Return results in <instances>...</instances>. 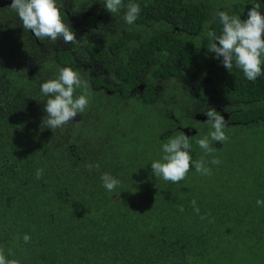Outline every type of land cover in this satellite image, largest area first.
<instances>
[{
  "label": "trees",
  "instance_id": "trees-1",
  "mask_svg": "<svg viewBox=\"0 0 264 264\" xmlns=\"http://www.w3.org/2000/svg\"><path fill=\"white\" fill-rule=\"evenodd\" d=\"M130 2L140 5L143 20L160 21L171 10V21L190 30L184 44L171 38L169 56L163 50L145 82L132 77L131 54L117 65L122 80L76 69L88 87L75 95L85 94L89 105L55 130L42 123L40 86L58 76L57 68H73L71 56L59 50L52 72L42 62L28 77L26 57L39 58L40 49L24 42L23 29L0 37V250L19 264H264V205L256 203L264 200V75L250 81L235 66L229 72L209 52L206 36L221 34L219 11L244 20L253 4L264 14V0H123L125 8ZM108 18L132 34L122 18ZM101 48L85 50L100 60ZM216 105L231 122L228 139L212 141L208 155L196 141L210 125L192 115ZM177 125L195 129L188 135L193 163L184 180L171 183L156 178L151 163L182 134ZM201 158L209 175L195 170ZM89 164L99 170L89 171ZM103 173L119 181L114 192L103 187Z\"/></svg>",
  "mask_w": 264,
  "mask_h": 264
},
{
  "label": "clouds",
  "instance_id": "clouds-1",
  "mask_svg": "<svg viewBox=\"0 0 264 264\" xmlns=\"http://www.w3.org/2000/svg\"><path fill=\"white\" fill-rule=\"evenodd\" d=\"M104 7L112 14L118 13L125 7L123 0H103ZM18 16L24 30L30 31L39 40H50L53 43L60 40L64 44L77 45L74 31L65 22L57 0H12L8 6ZM259 4H253L247 14V19L242 20L237 15H230L227 11L217 13L222 25L221 34L216 35L208 30L206 36L213 42L207 47L216 58H222L223 66L232 72L233 67L242 71L244 77L256 81L264 75V14L259 10ZM140 13V5L130 2L124 12V21L131 25ZM88 87L87 81L81 79L80 74L71 67H61L56 78L43 82L40 86L41 93L46 97L44 111L46 116L42 123L52 130L63 127L74 120L79 113H83L89 105L85 94L75 95L77 88ZM210 125L209 133L196 141L205 154L213 152L211 142H224L228 139L224 129L226 120L214 108L205 111ZM191 144L186 134L169 138L162 145L161 159L151 163V170L156 178L164 181L179 183L184 180L192 167L190 154ZM213 164L220 161L213 157ZM195 170L202 175H209L211 169L206 166L203 158L195 161ZM99 170V165H88L89 171ZM43 175L42 169H37L36 178ZM103 187L109 192H114L119 181L109 173L101 175ZM193 209L199 213L196 201L192 202ZM257 205H264V200H257ZM183 211V208H181ZM25 243L30 242L28 234L23 236ZM0 264H19L16 259H7L3 250H0Z\"/></svg>",
  "mask_w": 264,
  "mask_h": 264
},
{
  "label": "flooded vegetation",
  "instance_id": "flooded-vegetation-1",
  "mask_svg": "<svg viewBox=\"0 0 264 264\" xmlns=\"http://www.w3.org/2000/svg\"><path fill=\"white\" fill-rule=\"evenodd\" d=\"M11 3L12 0H0V37H3V34L10 32L11 27H16L19 30L23 29L17 14L8 7ZM57 6L61 10L63 19L74 31L77 39L80 40V43L77 45H71L64 44L60 40L55 43L47 39L39 40L30 31L23 29V31H25L24 42L30 43L31 47L39 48L41 51V53H39V58L33 54L26 57L31 65L28 68V77L37 70L36 66L42 62L48 66L58 65L59 62L56 59L57 53L59 50H65L68 56H71L73 61V68H71L83 71L86 77L90 78L93 76L92 74L94 72L99 71L102 74V78L111 74L113 78L119 80H122V77L117 75V65L120 64L122 57L131 54L134 56L132 62H136L132 65V68H134V71L136 72L132 77L136 81L145 82L148 79L153 78L152 71L157 70L159 68L158 65L163 62L165 58L163 50L166 53V56H169L168 48L171 38L181 39V42L184 44L187 36L186 32L190 31L188 28L186 29L182 23L174 24L171 21L172 12L168 9V12H163V18L160 21H156L150 16H146L143 20L140 18V15H138L134 23L129 25L123 19V14L126 11V8H121L118 13L113 14L115 15V22H118L117 18H122L124 26L132 32V34L129 35L124 32L120 22H118L119 24L114 25L110 23L108 14L112 15V13L110 14L105 10L103 0H57ZM127 32L129 31L127 30ZM112 34L114 35L115 40H112V38L109 37ZM108 40L114 42H109ZM87 44L99 45L102 47L100 60H96L88 54L85 50ZM108 44L113 45L114 49H110ZM81 45L83 46V50L81 49ZM154 46L157 48H154ZM20 47H22L21 44ZM7 53L8 51H5L2 56L4 62ZM15 56H17V54H15ZM126 63H128V59ZM4 68H7L6 64ZM49 68L51 72L55 69V67L50 66ZM58 70L59 68L56 69L55 74L58 73ZM204 80L210 81L211 79L205 77ZM142 87L143 83L137 84L134 89L135 92L137 91L140 93ZM101 90L105 91L108 95L115 94L113 93V90H108V87L106 88L105 86ZM115 92L118 93L117 90ZM167 105L169 109L174 107V105ZM222 107V105H216L214 109L223 115L226 120L228 113L223 111ZM204 111L192 115V118L196 123L201 121L207 122L208 117L203 113ZM196 115H200V118H196ZM229 122L231 121L226 120V123ZM176 128L180 130L182 134H184L183 131H185L187 136L195 132L194 128L188 130L187 126L177 125Z\"/></svg>",
  "mask_w": 264,
  "mask_h": 264
},
{
  "label": "water",
  "instance_id": "water-1",
  "mask_svg": "<svg viewBox=\"0 0 264 264\" xmlns=\"http://www.w3.org/2000/svg\"><path fill=\"white\" fill-rule=\"evenodd\" d=\"M139 88H141V87H139ZM196 118H200V115H196ZM74 120H76V117H75ZM72 121H73V120H72ZM192 132H193V131H192ZM183 133L187 135V133H186L185 131H183Z\"/></svg>",
  "mask_w": 264,
  "mask_h": 264
},
{
  "label": "rangeland",
  "instance_id": "rangeland-1",
  "mask_svg": "<svg viewBox=\"0 0 264 264\" xmlns=\"http://www.w3.org/2000/svg\"><path fill=\"white\" fill-rule=\"evenodd\" d=\"M228 264H235L234 262H229Z\"/></svg>",
  "mask_w": 264,
  "mask_h": 264
}]
</instances>
